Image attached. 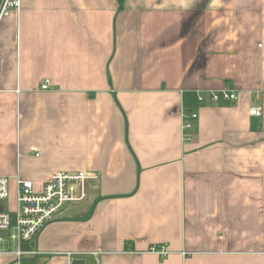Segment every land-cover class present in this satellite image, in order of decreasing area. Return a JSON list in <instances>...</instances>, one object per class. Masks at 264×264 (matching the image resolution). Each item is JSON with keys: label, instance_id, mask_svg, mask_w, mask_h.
Wrapping results in <instances>:
<instances>
[{"label": "crops", "instance_id": "crops-1", "mask_svg": "<svg viewBox=\"0 0 264 264\" xmlns=\"http://www.w3.org/2000/svg\"><path fill=\"white\" fill-rule=\"evenodd\" d=\"M223 90L238 100L198 101ZM81 172L87 201L22 258L0 243V264H264V0H28L4 17L6 210L20 181Z\"/></svg>", "mask_w": 264, "mask_h": 264}, {"label": "built area", "instance_id": "built-area-1", "mask_svg": "<svg viewBox=\"0 0 264 264\" xmlns=\"http://www.w3.org/2000/svg\"><path fill=\"white\" fill-rule=\"evenodd\" d=\"M28 0H2L0 4V22L8 14L16 11L19 12L24 2ZM51 81L46 80L41 85L42 91H49ZM209 97L211 102L221 100L237 101L238 93L236 91L223 90L219 93L209 95L199 93L198 101L204 102ZM263 107L257 106L251 110V115L262 116ZM199 115L193 112L188 117L184 116L183 130H191L193 123ZM97 181V177L86 173L66 174L59 173L54 175L46 183L41 191H36L32 182L20 181L17 190V209L16 226L10 241L16 245L19 258L27 255L22 252L21 245L25 242L35 241L41 231L52 222L62 211L70 205H79L88 199V184ZM10 197L9 179L0 177V243L4 240L1 234L11 228L10 213L4 207V203ZM1 253H8L0 250ZM149 254L156 255L160 258H166L170 252L163 247H152ZM36 255V254H34ZM97 259L100 253H93ZM69 264H72L77 258L76 254L67 253Z\"/></svg>", "mask_w": 264, "mask_h": 264}, {"label": "rangeland", "instance_id": "rangeland-1", "mask_svg": "<svg viewBox=\"0 0 264 264\" xmlns=\"http://www.w3.org/2000/svg\"><path fill=\"white\" fill-rule=\"evenodd\" d=\"M12 202H13L12 201V193H10V199H9V201L4 203V207L6 206L5 208H9V209L14 208V204ZM9 213H10V217H11V225L12 226H11L9 231L1 234V237L3 238L4 242H7V243L10 241V239H11L10 237L14 233V228L16 226V221H17L14 211L9 212ZM88 261H90V259ZM89 264H92V262H89Z\"/></svg>", "mask_w": 264, "mask_h": 264}, {"label": "water", "instance_id": "water-1", "mask_svg": "<svg viewBox=\"0 0 264 264\" xmlns=\"http://www.w3.org/2000/svg\"><path fill=\"white\" fill-rule=\"evenodd\" d=\"M86 262L84 260H80V259H75L74 261H72V264H85Z\"/></svg>", "mask_w": 264, "mask_h": 264}]
</instances>
